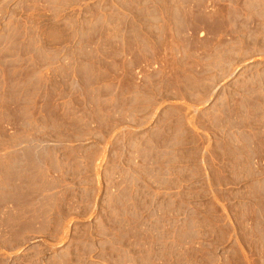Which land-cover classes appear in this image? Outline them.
<instances>
[{
  "label": "rangeland",
  "instance_id": "obj_1",
  "mask_svg": "<svg viewBox=\"0 0 264 264\" xmlns=\"http://www.w3.org/2000/svg\"><path fill=\"white\" fill-rule=\"evenodd\" d=\"M0 264H264V0H0Z\"/></svg>",
  "mask_w": 264,
  "mask_h": 264
},
{
  "label": "crops",
  "instance_id": "obj_2",
  "mask_svg": "<svg viewBox=\"0 0 264 264\" xmlns=\"http://www.w3.org/2000/svg\"><path fill=\"white\" fill-rule=\"evenodd\" d=\"M3 223V219L0 217V224H2Z\"/></svg>",
  "mask_w": 264,
  "mask_h": 264
}]
</instances>
